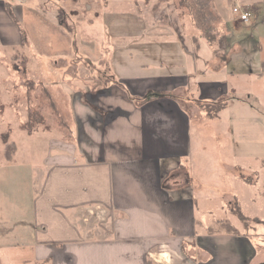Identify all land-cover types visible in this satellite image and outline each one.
Wrapping results in <instances>:
<instances>
[{
    "label": "crops",
    "instance_id": "1",
    "mask_svg": "<svg viewBox=\"0 0 264 264\" xmlns=\"http://www.w3.org/2000/svg\"><path fill=\"white\" fill-rule=\"evenodd\" d=\"M100 2L99 12L87 23H103L108 45L102 50H108L106 54L113 59V63L104 67L114 71V75L101 76L95 66L91 70L85 64L80 65L85 68L75 66L71 70L67 60L57 68L49 65L52 72L65 73L63 80L51 75L46 90L56 106L64 108V103L67 104L64 109L71 115L72 127L66 121V130L73 138L61 139L60 147L49 141L54 154L46 161L49 167L33 198V244H29L34 252L33 261L41 264L264 262V231L257 228L260 225L264 228V224L250 222L246 230L230 211L235 201L242 207L239 192L227 188L221 207L228 208L241 225L229 218L213 217L206 222L196 218L197 201L201 199L197 193L203 190L200 184L195 186L188 159L189 121L203 112L197 101L215 100L230 92L238 97L232 96L231 101L226 97L227 106L219 114L232 109L242 119L246 110V117L254 120L255 116L256 123L259 121L254 107H248V99L252 97L255 104H264V0H212L221 23L232 31L225 34L229 46L224 49V59H218L203 39L195 40L194 35L190 39L179 38L163 20L156 23L152 8L158 5V0ZM234 5L254 6L246 10L247 21L234 17L231 11ZM53 7L52 0H0V56L6 55L11 62L17 57L11 52L22 47L27 52L36 47L32 39L35 37L48 52L40 53L43 58L66 53L67 59L68 47L65 52L57 48L58 40L71 42V39L55 24L53 9L59 5ZM17 23L24 30V41ZM83 42L97 46L92 40ZM132 44L144 49L155 47V57L151 52L140 54V61L132 65L135 53L126 51V62L122 63L120 49ZM170 50L175 57L169 55ZM26 55L29 57L31 52ZM95 55L103 61L102 53ZM4 63L0 57V69ZM242 83L251 88L250 94H245L247 98L236 92ZM193 87L200 99L191 95ZM150 91L171 96L143 101ZM219 114L209 117L205 113V116L213 119ZM4 157L5 163L11 165L14 155L11 161ZM223 166L232 169L230 173L239 182L252 185L235 170L238 166L243 168L242 165ZM180 171L185 175L178 176ZM11 175L8 180L11 186H3L4 195L14 191L15 178ZM255 198L252 196L251 201ZM213 199L214 195H206L207 203ZM86 210L91 217L84 214H88ZM203 211L211 214L208 205ZM6 217L0 220V251L11 246L5 245L4 240L12 232L15 231L16 238L21 235L20 225L25 223L12 208ZM89 218L93 220V228ZM219 220L227 221L237 232H229L218 224ZM253 225L257 232L251 235ZM0 264H4L1 253Z\"/></svg>",
    "mask_w": 264,
    "mask_h": 264
},
{
    "label": "rangeland",
    "instance_id": "2",
    "mask_svg": "<svg viewBox=\"0 0 264 264\" xmlns=\"http://www.w3.org/2000/svg\"><path fill=\"white\" fill-rule=\"evenodd\" d=\"M52 1L54 7L59 5V10L65 14L61 16L66 18V23L74 32L78 43L74 48L71 45L72 39L68 35V40L71 39V42L58 40L60 47L57 48L65 52L68 47L67 59H65L66 53L64 56L47 55L43 58L40 53L45 54L47 51L41 44L42 42L35 37L32 39L36 47H30L27 52L23 47L16 52H11L12 55L17 56L14 60L10 58L11 62L7 60L6 55L0 56L5 62L3 69H0V220L6 219V212L12 208L18 213L21 221L25 222L20 225L21 235L19 237L16 238L13 235L14 231L4 240L5 245H11L0 251L4 264H41L33 261L34 252L29 247V244H33L31 223L34 191L40 187L42 175L49 167L46 164L47 159L50 154H54V151L50 150L49 141L60 147L62 146L61 139L67 141L68 138H73V135H69L66 130L67 122L72 127L71 115L64 109L67 104L64 103L65 106L62 108L59 104L60 101L57 100L59 106L53 105L46 90L47 84L52 81L51 75L54 78L62 77L63 80L62 75L65 73L59 70L52 72L49 65L52 63V66L57 68L65 64L64 60H67V64L72 66L71 70H74L75 66L85 68V66H80L85 64L91 70H93L92 66H95L94 69L100 75L113 76L115 73L107 71L104 67L108 63L109 65L113 63V59L106 54L108 50L106 52L105 49L102 50L108 45L103 23L99 21L93 22L92 25L87 23L99 12L100 7L98 6L101 4V0ZM154 1L150 0L149 3ZM158 2V5L152 9L163 15V22L171 26L169 31L173 32L175 36L180 35L182 39L185 36L190 39V35L195 33L199 26L210 27V34L215 35L216 39L232 32L231 27L228 26L229 28L226 29L225 23H221L222 19L217 10L211 7L208 2L204 4L201 12L198 11L200 6L195 5L194 1L182 3L181 8L178 0H158ZM53 10L56 13L57 21L59 17H57V9ZM188 15L191 22L187 18ZM209 20L211 21L209 22ZM64 33L66 34V32ZM84 40H92L95 46L97 45L96 48L92 44L84 43ZM215 46L217 45L215 44ZM227 46L229 45L227 44ZM126 51L135 53L132 65H136L140 61V54L149 55L151 52V56L154 58L156 53L155 47L144 49L139 45L132 44L128 48L120 49L122 63L126 62L124 61ZM30 52L31 55L28 57L26 54ZM100 53L103 54V61L102 57L99 58L95 55ZM173 54L174 52L170 50L169 55ZM224 57H226L225 52ZM13 61L14 63H12ZM245 85L248 84L242 83L240 91H236L243 95L242 98H247L245 94L251 92L250 86L245 87ZM191 95L200 99V94L197 93L195 87L191 88ZM232 96L238 97L229 92L218 99L222 100L227 97L231 101ZM248 101V107L253 106L254 112L259 116L258 123H256L255 116L254 120L246 117V110L243 111V118L240 119V116H237L236 111L232 109L222 111L217 118L213 119L207 118L206 111L203 110L200 112V116H192L189 121L191 151L188 159L192 164L195 186L200 184L203 190V193L197 190L200 192L197 193V196L201 197L197 201L196 218L198 220L206 222L211 221L213 217H218L226 218V220L227 218L234 219L238 223L228 208L221 207L225 201L222 195H225L228 189L231 192L240 193L238 198L241 202L242 212L247 216H259L264 219V104H255L252 97ZM9 142H14L17 149L11 165H7L3 159L4 155L5 157L7 155V150L10 149V146L6 148V144ZM225 163L233 166L235 164L242 165L243 168L238 166L236 167L238 169L235 170L242 177L251 180L252 185L246 186L236 180L230 173L232 169L223 166ZM11 174L15 178L12 185L14 191L4 195L2 189L3 186L5 188L11 186L8 185V180L12 177ZM179 175H185V172L180 171ZM206 195L208 197L214 195V199L207 203ZM252 196L256 197L254 201H251ZM207 205L211 214H206L203 211ZM87 213L84 214L91 217V212L87 211ZM88 220L93 228V220L91 218ZM241 224V222L238 223V225ZM257 228L264 231L262 225ZM253 229L254 225L249 232L251 235L257 232ZM251 240L253 243L256 242L253 236Z\"/></svg>",
    "mask_w": 264,
    "mask_h": 264
},
{
    "label": "trees",
    "instance_id": "3",
    "mask_svg": "<svg viewBox=\"0 0 264 264\" xmlns=\"http://www.w3.org/2000/svg\"><path fill=\"white\" fill-rule=\"evenodd\" d=\"M179 1V4H180V8L182 7L181 4L184 3V2H187V1H194L195 2V5H198L200 6L199 8V12H201V10L203 9L204 7V4H207V2L209 4H211V7H213L215 9V6H214V3L212 2V0H178ZM203 5V6H202ZM254 6L253 5H250V6H247V7H244L245 10H252ZM60 7L56 8L57 10V23L59 24V26L66 32L69 34V36L71 37L72 39V46L75 48L77 46V42H76V37L74 35V32L71 31V28L69 27V24L66 23V18H63L64 16H61V15H65L62 11L59 10ZM7 11L9 13V15L11 16V9H10V6H7ZM153 17H154V20L156 23H158L160 20H163V15L161 14H158L156 11L153 12ZM200 14V13H199ZM201 15V14H200ZM61 16V17H60ZM187 16V15H185ZM188 20L191 22L190 18H189V15H188ZM200 19L203 21V19L200 17ZM211 20H209L210 22ZM204 22V21H203ZM208 22V23H209ZM207 23V24H208ZM17 26L19 27L22 35H23V41L25 40L24 38V30L22 28V26L17 23ZM209 26V25H207ZM194 28L196 29V27L194 26ZM198 29H196L197 31L195 33H193L192 35H194V39L197 40L199 38L203 39L205 42H207V44L212 47L213 49V53L215 54V56L217 58H221V59H224V49L226 48V45H227V40H226V35H221L219 37V39H216L215 35H212L210 34V27H205V26H199L197 27ZM180 38V36H177ZM215 44L217 46H215ZM77 49V48H76ZM102 76V75H101ZM107 81V80H106ZM48 96V94H47ZM162 96H171V95H167L165 93H156V92H148L146 93L144 96H143V101H147L153 97H162ZM49 97V96H48ZM52 104L54 105V103L52 102ZM197 104L199 107L202 108V110L206 111L207 115L209 117H216L219 112L221 110H223L224 108H226L227 106V99H222V100H204V101H197ZM8 146H10V149L7 150V155L5 157L6 161H11L12 160V157L13 155L15 154L16 152V145L14 142H9L6 144V148H8ZM5 156V155H4ZM243 178V181L245 182H249V183H252L251 180H249L247 177H242ZM230 211L243 223L244 225V228L247 230L248 229V225L250 222H256V223H263L264 224V220L260 219L259 217H248L246 216L242 211H241V208L238 204V202H233L231 205H230ZM218 224H220L221 226L223 227H227V229L229 230V232H237L236 229H234L232 227V225L230 223H228L227 221H223V220H219L218 221Z\"/></svg>",
    "mask_w": 264,
    "mask_h": 264
},
{
    "label": "built area",
    "instance_id": "4",
    "mask_svg": "<svg viewBox=\"0 0 264 264\" xmlns=\"http://www.w3.org/2000/svg\"><path fill=\"white\" fill-rule=\"evenodd\" d=\"M231 11L235 18H237L240 21H247L249 18V13L239 5H234L231 8Z\"/></svg>",
    "mask_w": 264,
    "mask_h": 264
},
{
    "label": "water",
    "instance_id": "5",
    "mask_svg": "<svg viewBox=\"0 0 264 264\" xmlns=\"http://www.w3.org/2000/svg\"><path fill=\"white\" fill-rule=\"evenodd\" d=\"M258 264H264V262H259Z\"/></svg>",
    "mask_w": 264,
    "mask_h": 264
},
{
    "label": "bare ground",
    "instance_id": "6",
    "mask_svg": "<svg viewBox=\"0 0 264 264\" xmlns=\"http://www.w3.org/2000/svg\"><path fill=\"white\" fill-rule=\"evenodd\" d=\"M162 261V260H161Z\"/></svg>",
    "mask_w": 264,
    "mask_h": 264
}]
</instances>
